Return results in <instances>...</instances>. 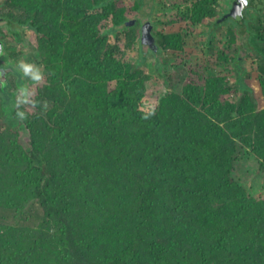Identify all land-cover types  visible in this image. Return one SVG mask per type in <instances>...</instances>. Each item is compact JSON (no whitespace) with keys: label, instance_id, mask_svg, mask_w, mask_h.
Segmentation results:
<instances>
[{"label":"trees","instance_id":"trees-1","mask_svg":"<svg viewBox=\"0 0 264 264\" xmlns=\"http://www.w3.org/2000/svg\"><path fill=\"white\" fill-rule=\"evenodd\" d=\"M146 2L0 0V38L43 66L49 103L19 121L9 89L25 78L12 68L0 89V264H264V195L234 175L240 146L264 168V37L245 13L229 27L231 67L242 74L243 46L259 91L230 98L228 66L207 72L209 58L168 68L161 94L144 57L130 60L140 16L158 22ZM220 8L195 2L193 16L216 25ZM153 35L158 59L194 43Z\"/></svg>","mask_w":264,"mask_h":264},{"label":"rangeland","instance_id":"rangeland-1","mask_svg":"<svg viewBox=\"0 0 264 264\" xmlns=\"http://www.w3.org/2000/svg\"><path fill=\"white\" fill-rule=\"evenodd\" d=\"M159 4L154 7V0H147L144 4V11H154L155 20L158 22L156 30L161 32L177 33L184 36V39H193L194 43L185 44L181 49H175L172 53L163 52V59L160 58L158 51L155 56L149 51L150 44H138L135 47L130 48V60L140 61L144 57L145 70L150 73L154 78L153 89L159 93H164L168 89V81L163 75L167 73L168 68L175 71L176 67L195 69L197 65H205L206 60L215 58V62H208L206 71L212 66L213 71L219 68H223V65L228 66L226 75L231 87L230 98H235L240 92H243L242 88L251 87L259 91L258 81V61L252 54L246 53L243 46L238 50V55L241 57L240 67H242V74L237 71V68L231 67L232 60L235 58V50L237 46H240L237 40L234 42L229 41L232 34L229 32L231 26L230 21L222 22L220 25H214L206 19L205 21H197L193 16L194 3L202 2L203 0H158ZM177 1V3H175ZM178 4L177 7L173 6ZM173 4V5H172ZM211 4L215 7L219 4L221 7L220 12L224 11L226 6L225 0H211ZM182 16L178 20L168 22L170 18H176ZM216 16V15H215ZM131 17H133L131 15ZM142 21L148 19L146 16H140ZM166 19V20H165ZM3 24L0 21V26ZM247 25L252 29H257L262 33L264 37V15H259L254 10L249 15ZM246 30V28H240ZM236 31V29L234 28ZM243 39L246 41V33H243ZM6 42V51L2 58V62L17 64L19 60H27L29 52L24 51L20 54L14 55L10 52V49L21 46L20 41L12 37L2 38ZM113 41V40H112ZM141 51L145 52L142 56ZM229 53V56L226 54ZM226 58V59H224ZM29 62V61H28ZM36 63L35 61H32ZM43 67L42 65L36 63ZM156 64L158 67H156ZM243 69L245 73H243ZM171 72V71H170ZM11 75H9L10 78ZM23 78V76H22ZM239 80L243 85H240ZM26 84H30V81L25 80ZM16 92L14 86L9 89ZM234 175L241 185L245 186L247 190L255 196L264 195V168L259 167L257 161L254 159L252 153L247 147L240 146L237 153V162L234 165Z\"/></svg>","mask_w":264,"mask_h":264},{"label":"clouds","instance_id":"clouds-1","mask_svg":"<svg viewBox=\"0 0 264 264\" xmlns=\"http://www.w3.org/2000/svg\"><path fill=\"white\" fill-rule=\"evenodd\" d=\"M241 2L242 5L246 6L248 0H241ZM220 18H222V16ZM232 26L233 25H231L230 27ZM155 28L156 27L153 28V31ZM16 69L22 74L25 80L30 81L31 83L22 84L16 89L15 99L13 103V107L15 109L14 112L15 119L19 121H26L30 115L34 114L37 107H40L43 112H47L49 110L48 101L45 100L41 104V101L37 99L38 88L39 86H42L45 83V72L42 69V67L34 62L19 60L16 64ZM3 75L4 72L0 70V87H2L5 84V80L2 78Z\"/></svg>","mask_w":264,"mask_h":264},{"label":"flooded vegetation","instance_id":"flooded-vegetation-1","mask_svg":"<svg viewBox=\"0 0 264 264\" xmlns=\"http://www.w3.org/2000/svg\"><path fill=\"white\" fill-rule=\"evenodd\" d=\"M235 2L237 3L236 9H235V13H238V10L241 11L240 7L244 8V11H245V20L246 19L248 20V16L253 12V10L256 13H258L259 15H264V0H248L246 6L242 5L241 0H225L226 6L224 8V11L223 12H219L216 15V19L220 18L223 14L227 13L229 11V9H231L232 5ZM260 7H262V10L259 9ZM216 19H215V21H216ZM245 20H244V22H245ZM209 21L211 22V20H209ZM225 21H230L231 22L230 23L231 25H233L236 22L238 23V21L236 20V18H234V19H224V20L218 22L216 24V26L217 25H220L221 22H225ZM0 39H2V38H0ZM3 41H4V52H3L2 57L0 58V70H2L4 72L3 77H4V80H5V84L2 87H0L1 90H4L6 88V85H7L8 81H9V75H10L11 71H15L16 70V64H12L11 65V63H8V62L7 63H4V62H2V58H3V56L5 54V51H6V42H5V40H3ZM151 47H154V46H151ZM12 68L13 69L15 68V70H13ZM13 73H15V72H13Z\"/></svg>","mask_w":264,"mask_h":264},{"label":"water","instance_id":"water-1","mask_svg":"<svg viewBox=\"0 0 264 264\" xmlns=\"http://www.w3.org/2000/svg\"><path fill=\"white\" fill-rule=\"evenodd\" d=\"M236 5H237V3L235 2L232 5L231 9H229V11L227 13H225L221 19H225L227 17H230V18H236L239 21L243 20L244 13H245L244 8L240 7L241 11L238 10V13H235ZM135 22H136V18L131 17L125 23L127 25H130V24L132 25ZM153 28H154V24L151 20L147 19V20L142 22V24L140 26L141 41L144 43L150 44L151 46L156 47L155 37L153 35ZM3 52H4V41L2 39H0V58L2 57ZM2 78L4 79V77H2Z\"/></svg>","mask_w":264,"mask_h":264},{"label":"bare ground","instance_id":"bare-ground-1","mask_svg":"<svg viewBox=\"0 0 264 264\" xmlns=\"http://www.w3.org/2000/svg\"><path fill=\"white\" fill-rule=\"evenodd\" d=\"M156 14V13H155ZM166 20V19H165ZM158 21V20H157ZM157 25V24H156Z\"/></svg>","mask_w":264,"mask_h":264}]
</instances>
